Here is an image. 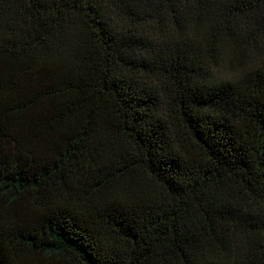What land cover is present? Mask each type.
Listing matches in <instances>:
<instances>
[{
    "label": "trees",
    "instance_id": "1",
    "mask_svg": "<svg viewBox=\"0 0 264 264\" xmlns=\"http://www.w3.org/2000/svg\"><path fill=\"white\" fill-rule=\"evenodd\" d=\"M0 264H264V0H0Z\"/></svg>",
    "mask_w": 264,
    "mask_h": 264
}]
</instances>
